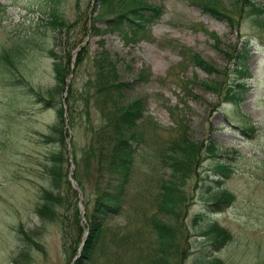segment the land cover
I'll return each mask as SVG.
<instances>
[{
  "label": "rangeland",
  "instance_id": "374dc122",
  "mask_svg": "<svg viewBox=\"0 0 264 264\" xmlns=\"http://www.w3.org/2000/svg\"><path fill=\"white\" fill-rule=\"evenodd\" d=\"M253 2L264 10V0ZM145 3L163 12L143 35L127 40L126 27H106L104 20L110 15L97 19V0H0V264H11L30 235L35 244L25 264H132L133 255L118 246L116 234L107 232L115 226L132 228L130 218L138 222L137 246L142 251L154 244L150 221L157 219L172 226L182 223L188 243L181 264H264V24L257 25L253 10L234 15L233 26L189 0ZM61 23L73 25L68 34L59 32ZM240 46L244 61L239 67L231 50L239 51ZM67 50L70 69L57 85L54 70ZM100 52L124 83L123 98H115L114 104L126 108L138 101L141 115L133 129L142 127V141L136 145L121 212L103 219L107 231L87 261L82 253L89 238L85 216L96 184L95 159L87 145L102 119L99 106L112 105L99 100L91 86V61ZM191 53L208 67L194 64ZM232 78L245 81V88L235 89L239 93L227 105L217 102L212 84L230 83ZM67 97L74 111L65 115L69 130L65 120L61 123L63 140L69 139L65 167L68 172L71 165V178L81 195L67 192V202L55 213L76 209L82 225L76 244L70 233L63 236L57 219L43 221L34 212L38 188L57 186L49 187L41 174L43 155L53 147L39 135L51 136L53 125L59 123L57 110L46 102L57 100L65 109ZM237 124L252 131L242 133ZM207 143H213L212 150ZM181 144L202 145L193 171H172L167 162L174 153L185 164L177 154ZM217 160L230 165L225 178L214 169ZM165 180L176 182L186 196L183 201L162 206L169 202L167 195L165 202L159 197L166 191ZM222 193L230 198L222 210L212 211L210 200ZM208 224L229 233L217 250L211 248ZM67 226L69 232L73 226Z\"/></svg>",
  "mask_w": 264,
  "mask_h": 264
},
{
  "label": "trees",
  "instance_id": "16d2710c",
  "mask_svg": "<svg viewBox=\"0 0 264 264\" xmlns=\"http://www.w3.org/2000/svg\"><path fill=\"white\" fill-rule=\"evenodd\" d=\"M97 2L99 3L97 8V19L103 15H110L104 20L106 27L116 28V30L121 31L122 28L126 27L125 30H123V35L127 40H132L134 35L139 32L143 35L145 30H147V28L153 24L155 19L159 18L163 12L158 5H148L145 3V0H97ZM189 3L197 4L203 12H208L215 18L221 17L226 19V21L233 26L237 24V22L233 20L235 18L234 15L240 16L242 11L248 12L253 10L255 12L254 16L257 25L264 24V10L261 6L257 8L258 5H256L253 0H231L229 3L223 4V6L218 3V0H189ZM91 18H94V16L91 15ZM61 25L62 26L60 27L59 32L63 31L65 34H68L72 28L71 26H73L71 23H61ZM122 25L124 27H122ZM92 28L94 27L92 26ZM97 30L98 29L95 28V31ZM231 51L236 59L235 65H238L239 67L242 66L240 64L244 61V48L240 46L239 51H234V49ZM190 55L194 64L203 66V68L208 67V65H206L201 58H197L195 55H192V53ZM106 57L105 52H100L91 61L94 66L93 70L95 76L91 86L95 88V91H97L98 97L100 98L99 100L105 101L107 99L112 105H108L110 109L107 108L106 104L105 106H99V108H101L100 117L102 119L96 125L95 131L91 133V140L89 139L90 142H88L87 145V149L92 152L95 159V174L93 179L94 182H96L94 185L95 195L92 198V205L85 216L87 230H89V238H87V245L83 248L82 253L86 258H88L87 261H90L93 251L96 248H99L98 244L100 243L102 236H104L103 232L107 231V228L103 223V219L110 216L112 213L120 214L121 212L124 199L123 194L126 192L125 186L129 182L128 180L131 172H133L132 166L133 161L135 160V151H137L136 145L138 142L142 141L140 134V129H142V127H137L136 125L137 129H133L135 128V121L141 115V112L138 109L139 106H137L138 101L136 106L129 105L126 108L120 106L119 104H114L115 98H123L122 91L124 83L119 81V76L116 74L114 69L115 65H111L107 62ZM70 58L69 50L66 52L64 51L60 55L62 62L57 64L56 68L54 66L55 78L58 79L57 85H60L65 77H67V73L70 69L67 63ZM78 58L79 57H76L77 60ZM219 83L220 82L212 84L215 92H218L216 94L217 102L224 101L227 103L231 101V99L234 100L236 95L239 93L235 89L245 88V81L237 83L235 78H232L230 83L229 81L226 84L223 81L222 83ZM71 91L72 89L70 88L69 92ZM41 97V95L37 96V100L41 99ZM66 99L65 109L61 107V104L57 100L52 99L49 100V103L48 100L46 102V105H50V107L54 106L57 110L56 119L59 123L58 127L57 123L53 125L51 129L52 131L50 130L52 133L51 136L48 134L39 135V140L41 142H44L48 148L53 147L49 154L45 153L43 155L44 159L42 163L44 165L42 168L43 170H41V174L44 181L48 182L49 187L50 184L52 186H57L55 189L47 188L45 187L46 185H41L38 188L40 196L34 203V212L37 213L43 221L47 219L56 221L57 219V222H59L62 226L61 233L63 236L70 233V235L75 239L76 244L82 227L79 222V215L77 214L76 209L73 206L68 209L65 208L64 212H62V215H64L63 218L62 215H58V210L57 213H55L57 206H60V204L65 205L67 202V192L76 194L75 190H71L70 183L66 176L68 175L66 172L67 167H65L67 152L64 147L65 141L62 136L64 131L61 130L63 113L65 112L68 118L70 114L72 116L71 112L74 111V108L72 107V100L68 101V97ZM234 126H238L242 133L247 130L250 132L252 131L251 127L249 128L248 126L246 127L243 125L240 127L238 124ZM55 131H57V133L52 137ZM206 145H208L209 150H212L213 143H207ZM181 146L183 148L179 152L177 151V154L185 157H182L185 164L181 165L180 159L175 156L174 153L171 154L167 162L171 163L169 166L172 168V171L182 170L184 167H186L187 171L189 169H192L191 171H193V162H195L193 160L200 157L199 155L202 145L198 144V146H194L191 144L190 146L181 144ZM194 147H197V151ZM186 148H189L188 151ZM229 167L230 165H228L227 162L217 160L214 169L218 172L219 178L222 179V177L225 178V176L228 175ZM183 171L185 170H182V172ZM163 182L162 187L166 191H164L163 194H160L159 197L162 202H165L167 198L164 195H167V201H169L168 204L160 202L163 207H168L171 203L184 200L186 196H184V192L177 187L176 182L173 180H165ZM225 194L222 193L220 196L221 198L217 197V199L214 197L215 194L210 196L211 198H215L210 200L209 204L212 211L222 210V208L226 205L227 199L230 198V195L227 193ZM60 196L63 197L65 201H61ZM130 220L134 223L132 228L127 227L123 230V225L119 229L115 226L107 232L109 234H116L115 237H117L116 242L118 246L123 247V250L129 251L130 254L133 255L132 264L182 263L181 260L186 254V244L188 243L186 240L184 241L186 232L183 230L182 223H180V226H172L168 225V223L164 221H158L157 219L151 220L150 227L152 228V232L155 233L153 240L154 244L150 249L142 251L143 248H141V250L137 246V237L138 235H141L139 226L135 225L138 222L136 218H130ZM144 221L146 222V220ZM69 223L73 227L69 228V232H67L66 228ZM206 227V230L210 233L209 238L211 240L210 245L212 249L217 250L221 244L223 245L224 242L228 240L229 233L226 229H223L216 224H208ZM34 244V238L30 235V239H28L26 243L23 241L22 245L20 244L18 246V251L12 256L13 262L11 264H25V262L28 261L29 247ZM73 248L74 247L72 246V249ZM71 252L72 251L70 250L69 254ZM212 263L213 262L209 264Z\"/></svg>",
  "mask_w": 264,
  "mask_h": 264
},
{
  "label": "water",
  "instance_id": "95a60500",
  "mask_svg": "<svg viewBox=\"0 0 264 264\" xmlns=\"http://www.w3.org/2000/svg\"><path fill=\"white\" fill-rule=\"evenodd\" d=\"M64 120H65L64 126L67 127V124H66V118H65V117H64ZM68 140H69L68 137H66L65 141L67 142V143H66V145H67V146H66L67 152H69V146H68L69 141H68ZM71 169H72V167H71V165H70L69 172H68V173H69V175H68V179H69V181L72 183V186L76 189L77 194H79L78 197L80 198V195H81L80 190H79L78 188L75 187L76 184L72 181V178H71V175H72V173H71ZM79 201H80V200H79ZM79 211H80V213H82V208H81V206H80Z\"/></svg>",
  "mask_w": 264,
  "mask_h": 264
},
{
  "label": "bare ground",
  "instance_id": "6f19581e",
  "mask_svg": "<svg viewBox=\"0 0 264 264\" xmlns=\"http://www.w3.org/2000/svg\"><path fill=\"white\" fill-rule=\"evenodd\" d=\"M226 105L228 104V103H225ZM222 105V104H221ZM68 130H69V127H68ZM70 138V137H69ZM70 141H71V138H70Z\"/></svg>",
  "mask_w": 264,
  "mask_h": 264
}]
</instances>
